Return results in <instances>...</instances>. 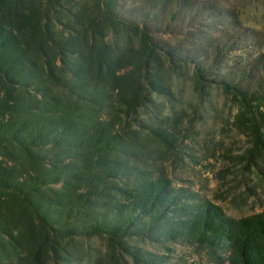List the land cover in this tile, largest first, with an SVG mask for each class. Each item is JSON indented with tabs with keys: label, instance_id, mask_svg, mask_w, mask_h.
I'll use <instances>...</instances> for the list:
<instances>
[{
	"label": "trees",
	"instance_id": "trees-1",
	"mask_svg": "<svg viewBox=\"0 0 264 264\" xmlns=\"http://www.w3.org/2000/svg\"><path fill=\"white\" fill-rule=\"evenodd\" d=\"M150 19L120 0H0V264H102L95 239L117 264H166L147 242L264 264V210L229 216L148 168L176 140L160 113L164 64L192 62L200 92L214 82ZM230 81L217 83L264 152V94Z\"/></svg>",
	"mask_w": 264,
	"mask_h": 264
},
{
	"label": "rangeland",
	"instance_id": "rangeland-1",
	"mask_svg": "<svg viewBox=\"0 0 264 264\" xmlns=\"http://www.w3.org/2000/svg\"><path fill=\"white\" fill-rule=\"evenodd\" d=\"M120 4L149 11V34L162 45L199 59L206 77L214 80L200 92L194 87L192 62L164 64L172 96L170 102L159 98L160 113L165 118L162 125L176 140L171 148L154 147L148 168L167 176L175 190L208 200L229 216L263 211L264 152L251 151L249 123H241L244 116L236 120L239 104L217 80L232 79L239 88L264 94V0H120ZM141 117L145 119L143 113ZM90 243L99 249L102 264H117L107 258L102 241ZM142 246L162 256L166 264H218L183 242ZM121 262L133 264L126 256Z\"/></svg>",
	"mask_w": 264,
	"mask_h": 264
}]
</instances>
